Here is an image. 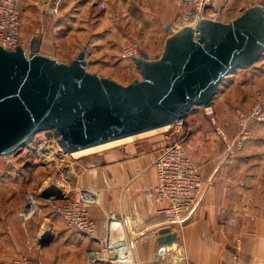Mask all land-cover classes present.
Returning <instances> with one entry per match:
<instances>
[{"label": "crops", "instance_id": "0c3cea01", "mask_svg": "<svg viewBox=\"0 0 264 264\" xmlns=\"http://www.w3.org/2000/svg\"><path fill=\"white\" fill-rule=\"evenodd\" d=\"M151 1L153 5L160 2ZM73 4L67 8L76 7ZM263 4L264 0H219L220 9L228 16L218 20L228 22L246 9L264 8ZM62 5L64 7L63 0H58L54 16L39 11L29 0L17 1L21 19L20 36L24 46L28 47L30 40L38 37L41 40L40 52L55 57L52 41L55 36H60ZM177 10L190 14L186 9ZM40 27L42 33H39ZM172 32L174 30L166 33L161 46H157L160 53L164 40ZM111 36L110 31L109 42H114ZM116 49V57L109 50L110 72H120L122 79L130 77L131 81L138 78L139 71L134 63L121 60L118 57L120 49ZM159 54L148 58L155 59ZM69 55V59L63 62L69 63L76 57V54ZM114 57L120 63L113 67ZM85 58L86 61L91 59L87 54ZM263 65L262 70L253 68L251 72H245V76L231 75L217 98L221 100L235 87L240 104L243 108L248 107L253 102L250 83L264 90ZM259 71L262 72L260 76L257 75ZM109 78L121 84L129 83L119 81L117 76L111 74ZM240 78L245 79L248 85L239 84ZM215 107L212 101L211 108H196L184 116L185 125L191 132L184 147L194 163L200 166L204 186L201 198L186 217L183 226H173L178 241L160 244L157 240L159 235L155 234V230L158 231L164 225L161 206L155 201L152 192L156 183L153 162L163 142L160 135L150 139L129 140L74 160L65 196L71 195L75 187L97 191L96 202L83 203L95 221V239L67 228L59 214L50 216V234L46 231L48 221L43 222L35 232L32 225L34 218H28L23 223L24 232L19 226L6 232L0 230V264H11V256H19L18 250L22 245L26 254H33L30 257L36 256L34 251H37L43 264H111L93 263L89 258V252L97 249L100 239L108 233L128 248L131 253L130 264H264V159L243 161L240 159L241 151L228 159L225 157L234 133L225 132L223 126L217 124V113L213 111ZM253 123L250 125L253 135L261 137L264 120ZM250 142H246L244 147ZM111 213L117 218L114 227L110 224ZM26 241L30 243V249L26 247ZM4 250H9V254L4 253Z\"/></svg>", "mask_w": 264, "mask_h": 264}, {"label": "water", "instance_id": "95a60500", "mask_svg": "<svg viewBox=\"0 0 264 264\" xmlns=\"http://www.w3.org/2000/svg\"><path fill=\"white\" fill-rule=\"evenodd\" d=\"M33 37L0 46V157L18 153L37 132L64 152L135 135L209 109L219 85L264 52V8L252 7L228 22L199 18L164 40L160 55L133 58L140 78L128 84L86 70V47L69 63L40 52ZM160 244L178 240L158 229Z\"/></svg>", "mask_w": 264, "mask_h": 264}, {"label": "rangeland", "instance_id": "374dc122", "mask_svg": "<svg viewBox=\"0 0 264 264\" xmlns=\"http://www.w3.org/2000/svg\"><path fill=\"white\" fill-rule=\"evenodd\" d=\"M72 2L76 4V7L72 6L67 8ZM100 2L103 3L102 7L98 5ZM63 4L64 7L62 5L61 18H68L67 26L69 28L71 27V30L69 32L68 30H65L61 35L58 33V35H60L59 38L57 36L53 38L52 43L55 47L53 54L55 55V58L58 61L63 62L64 59H69L67 58L70 56L69 54L77 55L82 47H86V54L91 58L90 61H86V70L88 72L97 73L98 75L108 78L109 74H111L113 77L117 76L119 81L124 82H131V78L122 79V73H112L109 70V50L113 52L112 55L116 57V48L120 49L122 44L126 40H129L139 49L140 53H145L147 57H156L160 53L157 46H161V40H163L166 33H170L172 30L175 31L186 24L195 25L196 23L194 14L183 12L182 8L176 6L172 0H160L156 5H153L151 0H63ZM178 8L182 11H178ZM72 13H74V15ZM226 15L227 14L220 9L219 0H216L215 3L210 5L203 12L202 18L214 17L218 20ZM110 31L112 32L111 37L115 40L114 42H109ZM119 54L120 52L118 51V57L120 58ZM115 57V61H119ZM115 61L113 62V67L115 65L118 66L120 63H115ZM124 61L129 64L133 63L131 60ZM263 64L264 52L251 67L247 69L237 68L233 70L219 85L218 90L213 97V104L214 102L216 104L213 111L217 113V116H214L216 118L215 121L218 120L217 124L223 126L222 128L225 132L234 133L233 135L235 136L236 128L234 125V111L236 108H241L243 110L248 109L251 104L246 108L242 107L240 104V98L236 93L238 89H235V87L234 89H230L231 91L227 92L225 97L219 100L217 96L220 89L222 92L224 89H222L224 83L234 73L245 76V72H251L253 68L259 67L262 70L263 67L261 65ZM261 74V71L257 72V75L260 76ZM138 78H140V75H138ZM252 81H254V79H252ZM238 83L242 84V86L248 85L243 78H240ZM250 85L253 87H251L253 101L257 93L264 95V90H261L259 85H254L253 83H250ZM238 94H240V91ZM196 108L200 109L201 107H195L193 110ZM261 110L264 116V102L262 103ZM214 112L212 114H214ZM254 123H256V121ZM170 132L171 130L169 129L167 131L166 127L157 128L130 136L124 141L113 145L125 143L129 140L137 141L143 138L150 139L162 135L163 142L160 147L162 148V146L167 143V139L172 138ZM260 134H262L261 137H256V134L254 139L250 142L253 146L248 143L245 146L247 147L246 149L243 146L240 150L233 151L231 155L237 154L241 151L240 159L243 161L257 160V158H261V160L264 159V150H260L261 148H264V129ZM257 143L259 144L257 146L258 149L255 147ZM109 147L110 146L106 148ZM106 148H95L85 154H66L60 152L61 150L54 138L46 137L45 133L41 131L37 132L33 140L25 144L18 153L1 156V232H6L12 228L15 229L17 226H19L21 232H24V221L19 219L17 209L25 207L27 204L26 194H29L38 207V210L30 217V219L34 218L32 225L35 232L38 228H41L43 222L46 223L48 221L46 224V231L50 234V216L58 214L56 210V202L60 201V199L65 196V189L69 185L68 183H70L74 160L89 153L104 151ZM231 155L227 154L225 157L228 159ZM198 167L200 171V166ZM65 197H70V195ZM23 248L24 245L18 250L17 255L20 256V254H23L29 257L33 256L32 253L30 255L26 254V250L25 248L23 250ZM36 250L39 249L37 248ZM3 252L9 254V250H4ZM34 252L36 253V256L34 257H38L39 254L37 255V251ZM34 257L31 258L35 259L39 264H43L41 258ZM13 258L14 256H11L10 261Z\"/></svg>", "mask_w": 264, "mask_h": 264}, {"label": "built area", "instance_id": "2783aa9c", "mask_svg": "<svg viewBox=\"0 0 264 264\" xmlns=\"http://www.w3.org/2000/svg\"><path fill=\"white\" fill-rule=\"evenodd\" d=\"M18 0H0V46L13 50L21 46L25 52L28 47L21 41L20 29L21 19L17 6ZM37 6L39 11L55 15L57 13L58 0H29ZM176 6L189 10L195 15V21L202 18L203 12L216 0H172ZM100 7L103 3L98 4ZM209 19H215L214 17ZM216 20V19H215ZM42 33V30L40 31ZM120 58L133 60L140 56L139 49L129 40H126L120 48ZM264 95L257 93L255 99L248 109L236 108L234 111V125L236 134L228 144L226 152L240 150L247 141L254 139L250 128L252 122H262V103ZM184 118L166 126L170 129L171 139L162 146L158 156L153 162L156 171V183L152 188L155 201L161 206L160 213L164 217V225L175 232L174 225L182 227L186 217L195 208L203 193V180L199 167L192 161L184 142L190 136V129L185 126ZM176 139H175V138ZM60 149V147H59ZM61 150V149H60ZM63 153H70L64 152ZM27 204L17 211L19 219L27 220L38 210L35 201L29 194ZM97 201V191L75 187L70 197H62L56 202V210L67 228L77 230L79 233L95 239L96 224L90 213L83 207V203H94ZM111 227L116 226L117 218L114 213L109 215ZM158 235V231L155 230ZM28 249L31 245L25 242ZM89 258L93 263L130 264L131 253L123 242L112 237L110 233L100 239L99 247L89 252ZM11 264H39L35 259L20 255L12 259Z\"/></svg>", "mask_w": 264, "mask_h": 264}, {"label": "bare ground", "instance_id": "6f19581e", "mask_svg": "<svg viewBox=\"0 0 264 264\" xmlns=\"http://www.w3.org/2000/svg\"><path fill=\"white\" fill-rule=\"evenodd\" d=\"M167 125H164V126H160V127H157V128H163V127H166ZM157 128H154V129H157ZM150 130H153V129H150ZM149 131V130H147ZM146 131H143V132H140L138 134H141V133H144ZM137 135V134H135ZM130 136H134V135H130ZM130 136H127V137H124V138H119V139H115V140H111V141H107V142H104V143H101V144H97V145H93V146H89V147H86V148H82V149H78V150H75V151H72L70 153H73V154H85V153H88L90 150H93L95 148H106L108 146H111L113 144H117L121 141H124L126 138L130 137Z\"/></svg>", "mask_w": 264, "mask_h": 264}, {"label": "trees", "instance_id": "16d2710c", "mask_svg": "<svg viewBox=\"0 0 264 264\" xmlns=\"http://www.w3.org/2000/svg\"><path fill=\"white\" fill-rule=\"evenodd\" d=\"M72 18V17H71ZM61 31L59 32V34L61 35V33H63L65 30H68V32L71 30V27L69 28L67 25L68 22V18L67 19H63L61 18Z\"/></svg>", "mask_w": 264, "mask_h": 264}]
</instances>
